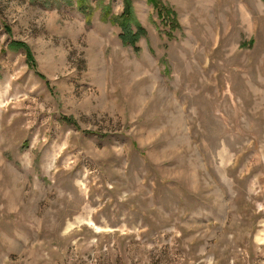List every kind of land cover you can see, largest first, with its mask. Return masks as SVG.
<instances>
[{"label": "rangeland", "instance_id": "1", "mask_svg": "<svg viewBox=\"0 0 264 264\" xmlns=\"http://www.w3.org/2000/svg\"><path fill=\"white\" fill-rule=\"evenodd\" d=\"M0 264H264V0H0Z\"/></svg>", "mask_w": 264, "mask_h": 264}, {"label": "trees", "instance_id": "2", "mask_svg": "<svg viewBox=\"0 0 264 264\" xmlns=\"http://www.w3.org/2000/svg\"><path fill=\"white\" fill-rule=\"evenodd\" d=\"M124 37H125V35H124Z\"/></svg>", "mask_w": 264, "mask_h": 264}]
</instances>
